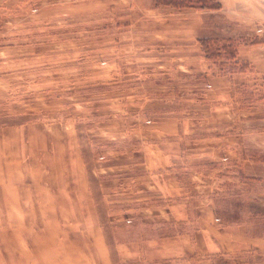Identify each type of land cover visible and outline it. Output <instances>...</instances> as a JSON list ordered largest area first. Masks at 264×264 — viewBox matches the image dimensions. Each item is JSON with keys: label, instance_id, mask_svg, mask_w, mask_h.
I'll use <instances>...</instances> for the list:
<instances>
[{"label": "rangeland", "instance_id": "1", "mask_svg": "<svg viewBox=\"0 0 264 264\" xmlns=\"http://www.w3.org/2000/svg\"><path fill=\"white\" fill-rule=\"evenodd\" d=\"M115 1L0 0V264L246 262L225 226L264 237V48L227 46L264 42V0ZM171 226L210 249L147 245Z\"/></svg>", "mask_w": 264, "mask_h": 264}, {"label": "crops", "instance_id": "2", "mask_svg": "<svg viewBox=\"0 0 264 264\" xmlns=\"http://www.w3.org/2000/svg\"><path fill=\"white\" fill-rule=\"evenodd\" d=\"M117 2H119L124 7H129V9L131 8L132 10H134L135 8L138 9L139 12L142 13V17L145 21H147L149 19V17L152 14H154L155 11L158 10V6L155 5V0H116L113 3L118 4ZM221 5H222L221 9H223V10L226 9L225 2H221ZM144 13H146V15ZM198 33L199 32L196 30V28H194L191 33L190 32L188 33L187 39H192L193 43L196 42L197 45L202 43L198 38V35H199ZM154 36L163 37L161 34H158V33L154 34ZM164 39H167V41H169V42H174L175 34L170 33V35L166 36ZM182 39H184V37ZM201 45H200V47H201ZM202 47H203V45H202ZM202 47H201V50H202ZM258 48H260V49L264 48V42L252 44L250 46L249 45L248 46L247 45L246 46L240 45L238 48L237 56H239V59H246L248 61H251L255 70H258V66H257V60H258L257 57L258 56H257V53H255V52H257ZM166 51L171 52L170 53L171 54V60L173 61L174 60L173 52L175 51V49L173 48V45H171L170 49H167ZM203 57H205V56H203ZM173 63L174 62H171L170 65L161 64L159 66L162 68H165L166 70H173V68H174ZM210 75L208 77V80H212L210 78ZM223 77H225V76H223ZM217 78H222V76H219ZM162 133L164 135H175V127L171 126L170 128L162 129ZM167 165H171V164H167ZM172 165H174V163ZM168 170L170 171V169H168ZM166 173L168 174V171H166ZM160 196H163V193L160 194ZM169 196L173 197L174 195L171 194ZM171 227H172V232H177L176 234L174 233L173 235H171V237L170 236H166V237L163 236L159 239L149 240V241H147V243H148L147 245L155 246V247H159V248H170V250L173 252L175 250V247H183V246L184 247H197L196 251L198 253H206L205 250H201L200 247L208 246L210 249V247L212 245V239L210 236L211 235V230H210L211 226L199 227L197 229V232H199V233L196 234V238H192V237L186 238L185 234L178 233V232H180V230L178 229V226H171ZM225 227H226L225 229H226L227 234L230 232L231 233L237 232L239 235V238L230 240L231 245L240 246V247H242V249L246 248V247H249L251 249L249 259L243 263L237 262V264H264V261L262 263L260 261H258L259 257L257 254H258L259 250L257 248H255V247H259L260 250L264 251V237H257V238L256 237H250L249 239L247 238L248 240H245V238H246L245 234L248 232L247 228H244L243 226H225ZM201 234H203V239L198 238V236ZM206 234H207V239H206ZM131 242H135V240L131 241ZM91 243H93V242H91ZM227 243H228V241H227ZM245 244H247L248 246H245ZM160 251H164V250H160ZM173 258L174 257H172V259ZM196 258H199V256H197V257L191 256L190 257V259H192L191 261L195 260ZM203 258L204 259H201V263L205 264L206 263V261H205L206 256L203 255ZM160 259L161 258H159L157 256L156 259H153V262H151V264H175V260L168 259L167 261H162ZM193 262H195V261H193ZM130 263H134V262H130ZM135 263L136 264H150V263H147L145 260L137 261Z\"/></svg>", "mask_w": 264, "mask_h": 264}, {"label": "trees", "instance_id": "3", "mask_svg": "<svg viewBox=\"0 0 264 264\" xmlns=\"http://www.w3.org/2000/svg\"><path fill=\"white\" fill-rule=\"evenodd\" d=\"M198 2L200 1V2H203V0H197ZM215 2H214V6L213 7H215V8H221L222 7V5H221V3L219 2V1H216V0H214ZM206 2V1H205ZM165 3H169V4H173L174 5V3L170 0V1H165ZM175 5L176 6H184V2H176L175 1ZM220 35V34H219ZM211 37V36H210ZM209 36H202V35H198V38H199V40L202 42V45H203V48H204V51H205V53H206V55L208 56V55H213L214 54V52H213V50L211 51L209 48H208V42L210 41V38ZM228 48V50H227V52H229V54H230V56L231 57H233V58H235L236 56H237V47L235 46V48H230V47H232V46H227ZM221 49V48H220ZM218 52H220V51H218Z\"/></svg>", "mask_w": 264, "mask_h": 264}]
</instances>
